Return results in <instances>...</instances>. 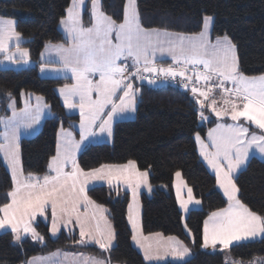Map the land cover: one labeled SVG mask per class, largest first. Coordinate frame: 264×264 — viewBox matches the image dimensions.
Segmentation results:
<instances>
[{"label": "trees", "instance_id": "16d2710c", "mask_svg": "<svg viewBox=\"0 0 264 264\" xmlns=\"http://www.w3.org/2000/svg\"><path fill=\"white\" fill-rule=\"evenodd\" d=\"M72 0H0V18L12 19L20 34V46L29 52L33 64L23 68L0 67V118L9 113L10 100L21 106L20 95L37 94L44 98L51 115L35 135L20 139L24 175H46L50 157L55 154L56 134L60 127L70 128L78 120L67 115L56 94L58 86L71 82L70 77L38 74L39 55L47 43L66 44L60 21ZM89 0L83 11V24L88 25ZM101 10L120 23L126 0H101ZM140 23L145 28H158L183 34L199 33L205 16L212 17L211 39L227 35L236 47L240 71L246 76L264 74V0H136ZM135 117L115 123L111 143H93L82 148L77 158L81 169L105 164L135 161L137 168L148 172L151 194L141 192V226L145 234L158 232L179 237L191 249L186 261L162 264H264V235L254 240L233 243L227 250H205L202 244V222L211 211L226 204L215 189L216 179L198 157L194 135L205 136L216 117L208 114L200 121L201 107L190 91L173 84H150L134 79ZM179 171L201 207L191 208L182 219L173 191L174 172ZM239 199L252 211L264 216V161L252 155L235 176ZM12 179L0 156V206L9 198ZM87 195L106 208L114 229L115 242L108 250L95 245H80L77 234L65 231L51 238L47 223L37 221L36 231L42 242L13 240L9 231L0 232V264H20L31 256L55 249L88 251L119 264H149L134 248L127 208L130 194L108 185H95ZM189 230L186 234L184 225Z\"/></svg>", "mask_w": 264, "mask_h": 264}, {"label": "snow or ice", "instance_id": "6c2138e0", "mask_svg": "<svg viewBox=\"0 0 264 264\" xmlns=\"http://www.w3.org/2000/svg\"><path fill=\"white\" fill-rule=\"evenodd\" d=\"M83 2L84 0H72L66 10L67 17L61 20L72 41L71 46L46 45L61 54L63 70L70 71L75 80L74 84L65 85L59 91L68 109H79L81 142L96 134L94 128L98 121H101L98 125L99 132L111 135L113 116L135 109L136 90L129 81L133 77L146 79L144 73L160 74L165 79L180 77L185 88L192 85L191 92L197 97V103L202 109L211 100L209 106L217 117L230 116L234 122L244 118L264 131V75L248 77L240 71L235 45L227 35L217 37L215 43L211 41V16L203 18V28L198 34L169 33L145 29L140 23L136 0H126L123 21L120 23L101 10L100 0H92V26L85 28L81 21ZM13 37L17 41L20 39L13 21H0V52L8 51L9 41ZM17 52L21 57L28 54L26 49L20 50L19 47ZM158 53L161 56L166 53L171 57L172 63L167 67L157 66ZM13 56L14 54H9L5 58L11 60ZM128 59L132 60L134 68L131 73H128V66L121 63ZM189 69L191 75L188 74ZM97 74L99 79L94 80L92 77ZM148 82L156 81L149 79ZM201 82L204 86H197ZM228 82L232 83V88L226 87ZM217 90L223 93L221 99L226 106L224 108L218 109L217 101L212 98ZM119 92L123 94L118 96L117 103L114 97ZM36 99L38 104L34 112L26 104L19 113L13 108L12 117L0 118V122L5 124L4 143H0V152H3L11 168L13 181V188L7 193L10 202L0 206V213H3L0 216V228L11 227L16 240L21 238V231L31 233L33 239H43L31 226L30 219L37 213L43 214L50 205L53 234L58 231L56 219L59 211L60 216L67 217L68 222L75 216L81 237L77 243L93 242L101 250L108 251L113 246L114 231L104 216L107 210L88 197L86 186L93 180H107L112 184L113 180L122 179L132 189L135 201L136 190L141 184H147L148 172H141L135 161L131 160L125 165L102 164L99 168L85 172L75 158L79 142H73L71 133L62 129V136L65 137L63 144L58 139L56 154L51 157L47 166L49 173L54 175H24L19 158V128L24 121L29 122L27 126L39 121V102L42 97ZM77 99L78 104L75 102ZM108 106L111 111L107 112V118L104 119L102 114ZM200 117L202 120L207 119L203 111L200 112ZM208 135L214 151L208 150L209 145L204 143L199 134L196 135V141L200 145L201 155L214 170L216 183L227 197L228 205L212 212L204 221L203 241L205 247L211 244L215 248L219 243L228 248L233 241L264 235V216L242 203L238 196L239 189L233 180V174L245 163L253 148L264 154V134L252 133L249 138V129L236 123L218 124ZM69 164L72 170L66 171ZM175 175L179 180L181 173L178 171ZM182 187L186 185L180 181L177 184V197L181 207L187 211L189 204H199L200 201L195 200L191 188L187 190L188 198L183 199L180 196ZM89 206L93 209L91 213L88 212ZM81 207L85 209L84 213L79 211ZM133 207L132 203L128 205V219L133 228L132 239L144 248L145 258L151 259L152 245L143 242L159 239L161 236L159 233L143 236L138 220L133 215ZM167 241L173 254L178 257H184L190 252L176 237H168ZM52 255H59V251ZM78 255L83 257V254ZM37 259L48 258H33L27 264H35ZM50 264L59 262L52 261ZM83 264H110V260L83 257ZM232 264L242 262L233 261Z\"/></svg>", "mask_w": 264, "mask_h": 264}, {"label": "crops", "instance_id": "0c3cea01", "mask_svg": "<svg viewBox=\"0 0 264 264\" xmlns=\"http://www.w3.org/2000/svg\"><path fill=\"white\" fill-rule=\"evenodd\" d=\"M70 5H71V3H70ZM84 9H85L84 6H82L81 7V17H82L81 21H82V24H83V16H82V14H83ZM66 17H67V11H66V14H65L64 18H66ZM1 19H4V18H1ZM122 21H123V19L121 20V22ZM14 25H15V22H14ZM211 25H212V21H211V24H210V27H209V33L211 31ZM83 26L85 28L91 27L92 26V19H90L88 25H84L83 24ZM59 28H61V31H62L65 39L68 40L66 42V44L56 43L55 42V43H47L46 45H49V44H51V45H61L62 44L65 47H70L71 44H72V41L69 39L67 30L61 24V21H60V24H59ZM202 28H203V26H202ZM202 28H201V30H202ZM145 29H148V30L157 29V30H161V31H166V30L158 29V28H145ZM167 32H169V33H176V32H172V31H169V30H167ZM178 33L179 34H183V33H180V32H178ZM195 34H198V33H195ZM195 34L189 33V34H184V35H195ZM216 38H212L211 39V33H210V39H211V41L213 43H215ZM113 41L115 42L114 35H113ZM21 42H22L21 40H18L17 41L16 38L15 39H11L9 41L8 50H10L11 47H14V46L22 48L23 46L22 47L20 46ZM46 45H44V47L41 50V53L39 55V64L37 65L38 74H40L43 77H45V76H50V77H57V76H59V77H67V78L70 77L71 78V82H69L67 85L74 84L75 83V80L72 77V73L70 71L63 70V66H62V63H61V54L58 51H56L55 49H53V48L46 47ZM2 53H4V52H2ZM235 54H236V47H235ZM236 57H237V54H236ZM121 63H127L129 66H132V60L131 59L122 60ZM171 63H172L171 57L168 56L166 53L163 56H161L159 53L157 54V59H156L157 66L167 67ZM4 64H6V65H4L6 67H9V66L12 65L11 67H14V68H23V67L29 66V65H31L33 63L31 61V58H30V55H29V52H28L27 56H25V57H21L20 55L15 54L13 56V59L8 60L7 63H4ZM11 67H9V68H11ZM128 73H131V71L128 70ZM128 73H126V74H128ZM188 74L189 75L192 74L191 69H189V73ZM152 75L157 76V77L158 76H162L160 74H155V73L152 74ZM262 75H264V74H259L258 76H248V77H259V76H262ZM92 78L94 80H98L99 79V76L97 74V75L93 76ZM134 79L139 80V79L133 77V78L130 79L129 82H131L133 84V88L135 89V87H134L135 84L133 83V80ZM160 83L163 84V82H161V81H160ZM64 86L65 85L58 86L56 88V94L59 95V98H60V101L62 103V106H64L65 113L67 115H70V114L71 115L72 114L76 115L78 117V120L72 122L71 123L72 125H71L70 128H63V127H60L59 128V130H58V132L56 134V140L57 141H56L55 151L57 150L58 139L61 141L62 144H63V141L65 139V137L62 136V129L65 130V131H67V132H70L71 133V138H72L73 142H79V144H80L79 148L75 151L76 162H77V158H78L79 154L82 152V148H84L88 144H93V143H104V142L111 143L112 140H113L112 136H113V132H114V127H115L114 125H115V123L117 121H123V120H126V119L134 118L135 115H136L135 114L136 104H135V109L134 110H127V111H124L122 113H117L116 115H114L113 118H112V122H111V129H112L111 135H109L107 132H103V133L99 132L98 125H99V123L101 121H98L96 128H94V131L96 132V134L87 137L85 140H83L81 142L80 127H79V125H80V112H79V109L78 108L68 109L65 106V104H64V98L60 94V91H59V89L62 88V87H64ZM197 86L203 87L204 86L203 85V82H201L200 85H197ZM226 87L232 88L233 85H232L231 82H228L226 84ZM122 94H123L122 92H119L118 95H117V97H114V99L116 100L117 103H119L118 96L119 95H122ZM136 94H137V92H136ZM190 95L197 101V97L194 96L192 92L190 93ZM222 95H223V93H221L219 90H217V91H215L213 93L212 98H214V99L216 98V101L218 103L220 101L219 98L222 97ZM20 97H21V106L17 107L16 106V101L14 99L13 100H10L8 102V104H7V108L9 109V113L6 116H2V118L7 119V118L12 117L13 108H14V110L16 112L19 113L22 109L25 108L26 104L29 106V109L34 112L35 109H36V107H37V104H38V101H37L36 98L37 97H42V96L37 95V94L34 95V94H31V93H24V94L20 95ZM93 98H95V94L93 95ZM75 102L78 104L79 103L78 99L75 100ZM39 104H40V107H41V115H40L39 121L37 123L31 124V126H27V124L29 122L28 121H24L21 124V127L19 128L18 145H19V158H20V163H21L20 142H19L20 139L26 138V137H29V136H32V135H35L37 133L38 129L41 127L43 121L47 118V116H50L51 115V109L48 106V104L45 103V100H44L43 97H42V100L39 102ZM210 104H211V100H209L206 103V105H205V107L203 109L201 108V111H203L205 117L208 118V114H211V115H213L214 117L217 118V121H215L216 123L214 125L209 126L206 129L205 136L203 137L204 138L203 139L204 140V143H207L206 142V138H207V135H208L209 131L212 130V129H214L218 124H221V125H229V124L240 123L244 127H247L249 129V138H250V136H251L252 133H257V135L264 134L256 125H254L250 121H246L244 118H241V120L239 122H234V121L227 122V120H230V119H228V117L227 118L225 116L217 117L214 112L210 111V109H211V107L209 106ZM9 105H13V107H9ZM109 111H111V107L110 106L106 107L104 113L102 114V116H103L104 119L107 118V112H109ZM206 120L207 119H203L202 120L201 117H200V121L201 122H204ZM4 132H5V124L3 122H0V143H4V137H3ZM195 142H196L195 145L199 148L200 145L198 146L197 141H196V138H195ZM207 144L211 147V145L209 144V142ZM250 153L252 155L254 154L255 156L257 155L256 153H252V152H250ZM250 153H249L248 158L251 156ZM55 154H56V152H55ZM0 156H1V160H2L3 165H5V167L7 168V171L9 172V175L11 176V179H12L11 168H10L8 162L6 161L3 152H0ZM198 157H199V152H198ZM50 159H51V157H50ZM200 159H201V157H200ZM201 161L203 162L202 159H201ZM48 163H49V161H48ZM127 163L128 162L122 163V164H118V163L117 164H108L107 163L105 165H125ZM203 164H204V162H203ZM78 165H79V163H78ZM204 166H205V164H204ZM99 167L100 166H97V167H94V168H99ZM136 167H137V165H136ZM205 168L208 169V167H206V166H205ZM71 170H72L71 169V165L69 164L68 167L66 168V171H71ZM90 170L91 169L84 170V171L87 172V171H90ZM47 171H48L47 174H53L54 175V173H49L48 167H47ZM140 171L143 172L145 170H140ZM39 176L40 177H43L44 175L43 176L39 175ZM174 179H175V177H173V188L172 189L174 191V196H176L177 195V191L175 190V180ZM176 180H177V178H176ZM95 185H105V186L108 185V186L114 187V188H118L119 187V188L127 191L130 194L128 204L132 203L134 205V207H133V215L138 220V223H139V226H140V232H142L143 236H150L152 234H157L158 233V232H153L152 234H145V233H143L142 226H141V217H142V215H141V209H142V205L140 204V195H141V192H145L147 194H151L152 193L151 192V188L152 187H151V185H150V183L148 181V178H147V184H141L140 187L136 190L135 201L133 200V192H132V189L129 188L128 185L122 179L121 180H113L112 184H109L107 180H93V181H90L89 184L86 186V191L89 188L94 187ZM12 187H13V181H12ZM88 197H89V195H88ZM8 198H9V200L6 203H9L10 202V197H8ZM175 200L177 202V205H178V208H179L180 212L182 213V219L185 218V216L187 214L186 212L189 209L194 208V204H196V203L189 204L188 210L185 211L181 207L180 202H179V200L176 197H175ZM195 200H199V199L198 198L197 199L195 198ZM96 204L97 205H100L97 202H96ZM201 205H202V201H200L199 204H196V207L195 208L201 207ZM227 205H228V202L226 201V204L223 207H221V208H225V207H227ZM221 208H219V209H221ZM217 210H214V211H217ZM79 211L81 213H84L85 209L83 207H81L79 209ZM92 211H93L92 207L89 206L88 212L91 213ZM214 211H211L209 213V215L212 212H214ZM2 215H3V213H0V216H2ZM209 215L204 219V221L208 219ZM104 216L106 217L107 221L109 222V224L112 227V224L110 222L109 217L106 215V212L104 213ZM127 216H129V209L128 208H127ZM37 221H42L44 223H47L48 230H49V236L51 238L56 237L61 232H64L65 231L68 234H72V235L73 234L74 235L77 234V240L78 241L81 239V237H80V226H79L78 223H76L75 216L72 217L71 222H68L67 217H63L62 218L60 216V214H59V211H58L57 219H56V224H57L58 231L55 234L52 233L51 229H52V225H53V217H52V208H51L50 205L45 208V211H44L43 214L37 213L34 218L30 219L31 226L34 229H35V224H36ZM204 221L202 222L203 226H202V234H201L202 235V244H201V246L203 245V249L209 250V251L210 250L217 249V247L213 249L212 248L213 246L211 244H209L207 247L204 246V241H203ZM101 225L103 226V221H101ZM128 225L131 228V238H132V236H133V228H132V225H131L129 219H128ZM112 230L114 231L113 227H112ZM184 230H185L186 234H189V230H188V228H186L185 225H184ZM4 231H6V232L9 231V232H11L13 234V240H14L15 243H18L22 239H31V240L36 241V242H42V239H33L31 233H23V231H21V238L19 240H16L15 239V234L12 232L11 227L0 228V232H4ZM36 232L38 233V235L40 237H42L39 234L38 231H36ZM160 236H161V238H159V239L154 238V239H152L149 242H143L142 241L143 243H151V245H152L151 251H150L151 259H146L145 258V250H144V248H142L139 244H137L132 239V244H133L134 248L137 249L141 253V256H142L143 260H145L147 263H149V264H162V263H166L167 261H172V262L186 261L191 256V254H192L191 253V249L189 247H187L185 245V243L179 237L172 236V235H165L164 236L162 234H160ZM260 236H262V235H258L255 238H249L247 240H254V239L260 238ZM168 237H176L179 241H181L183 243L184 246H186L188 249H190V252L188 254H186L184 257H178V256L174 255L173 252H172V250H171V246L169 245V242L167 241V238ZM243 241L244 240H240V241H237V242H243ZM114 242H115V239H113L112 245L114 244ZM234 243H236V242H234ZM80 245H86V246L87 245H95V246L99 247L98 245H96L93 242H88V243L80 244ZM219 245L220 244L217 243L216 246H219ZM225 249L227 250L228 248H225ZM58 251H59V255H57V256H53L52 255L53 253H57ZM65 253H67L68 255L65 256ZM78 254H83V257H95V258L101 259V260H109L107 257L100 256V255L96 256V255H93V254L89 253L88 251H84V250H81V249H76V250L55 249L52 252L44 253L42 255H34V256H31V258H29L26 262H23V263L21 262L20 264H27V262L30 261V260H33V258H48V259H44V260L37 259L36 262H35V264H50V262H52V261L59 262V264H83V257H81ZM110 264H119V263H116V262H113V261L110 260Z\"/></svg>", "mask_w": 264, "mask_h": 264}, {"label": "rangeland", "instance_id": "374dc122", "mask_svg": "<svg viewBox=\"0 0 264 264\" xmlns=\"http://www.w3.org/2000/svg\"><path fill=\"white\" fill-rule=\"evenodd\" d=\"M101 1V0H100ZM86 2H87V0H84V2H83V5L82 6H84V8L86 7ZM71 3H72V1H71ZM89 9H88V14L90 15V19H92V16H91V12H92V0H89ZM81 19H82V17H81ZM10 21H13L12 19H9ZM8 19H1L0 18V21H9ZM13 26H14V21H13ZM16 31V30H15ZM12 39H15V37H13ZM19 40H21V38L19 39ZM19 49L20 50H24V49H26V48H20L19 47ZM28 53V52H27ZM9 54H18V55H20V53L19 52H17V47L16 46H14V47H11V49L10 50H8L7 52H4V53H2V52H0V67H6V66H4V65H6V64H4V63H7V61L9 60V59H6L5 57L7 56V55H9ZM21 56V55H20ZM126 62V61H125ZM12 66V65H11ZM11 66H9V67H11ZM144 75H146V73H144ZM152 75V74H151ZM50 77V76H49ZM176 78H179L180 79V77H176ZM150 84H154V83H150ZM183 87H184V85H183ZM191 87H192V85L191 84H189V87L188 88H185L186 90H189L190 91V93H191ZM214 99V98H213ZM215 100H216V98H215ZM219 102L217 103V108L218 109H220V108H224V107H226L225 105H223V102H222V99H221V97L219 98ZM208 109V108H207ZM209 110V109H208ZM210 111H212V109H210ZM213 112V111H212ZM222 117V116H221ZM226 118L228 117V119H230V120H227V122H229V121H232L231 120V117L230 116H225ZM216 121H217V118H216ZM217 127V126H216ZM215 127V128H216ZM214 128V129H215ZM262 131V130H261ZM263 133H264V131H262ZM197 134H199L198 132H196L195 133V135H194V139L196 138V135ZM255 134H257V133H255ZM199 136H200V138L203 140L204 138H203V136L201 135V134H199ZM204 141V140H203ZM206 142L208 143L209 142V144L211 145V141H210V139H209V135H207V138H206ZM196 143V142H195ZM207 143H205V144H207ZM198 144V143H197ZM208 145V144H207ZM198 146H199V144H198ZM199 149V150H198ZM209 151H214L215 149L214 148H212V147H210L209 146V149H208ZM197 152H199V157H201V159L203 160V162H204V164H205V166L206 167H208V169L211 171V173H213L214 174V178L216 179V176H215V172H214V170L208 165V163H207V161L203 158V156L201 155V152H200V146H199V148L197 147ZM250 152H252V153H256L257 155V157L258 158H260L261 160L263 159V161H264V154H261L258 150H256L255 148H253ZM251 154V153H250ZM254 155V154H253ZM251 156H252V154H251ZM250 156V157H251ZM250 157L249 158H247V160L245 161V163L243 164V165H241L236 171H235V173L233 174V180H234V182H235V176L237 175V173L241 170V168H244L245 167V164H246V162L250 159ZM176 172H178V171H175L174 172V176L173 177H175V190L177 191V184L180 182V181H183V183L186 185V187H182L181 188V192H180V196L183 198V199H187L188 198V196H187V190H188V184H187V182H186V180H184L183 179V177L182 176H180V178H179V180L177 179L176 180ZM215 189H217L218 190V192H220L221 193V195H222V197L224 198V200H226L227 202H228V200H227V197H225L224 196V194H223V190L222 189H220L219 188V186L217 185V183H215ZM177 199H178V197H177V195L175 196ZM196 207V204H194V208ZM261 237V236H260ZM234 242H237V241H234ZM233 242V243H234ZM203 246V245H202ZM230 246H232V245H230ZM229 246V247H230ZM217 248H219V249H221V248H223V249H225L222 245H219V246H216ZM215 247V248H216ZM228 247V248H229ZM213 249H214V247H212Z\"/></svg>", "mask_w": 264, "mask_h": 264}, {"label": "built area", "instance_id": "2783aa9c", "mask_svg": "<svg viewBox=\"0 0 264 264\" xmlns=\"http://www.w3.org/2000/svg\"><path fill=\"white\" fill-rule=\"evenodd\" d=\"M145 77H147L146 79H140L142 82H145L147 83L149 81V79H153L155 80L156 82L155 83H158V81H161L165 84H173V85H176L177 87H181V88H184L183 87V83L181 82V78H175V79H172V78H168V79H165L163 76H154V75H149V74H146L144 75Z\"/></svg>", "mask_w": 264, "mask_h": 264}, {"label": "bare ground", "instance_id": "6f19581e", "mask_svg": "<svg viewBox=\"0 0 264 264\" xmlns=\"http://www.w3.org/2000/svg\"><path fill=\"white\" fill-rule=\"evenodd\" d=\"M149 83V82H148Z\"/></svg>", "mask_w": 264, "mask_h": 264}]
</instances>
